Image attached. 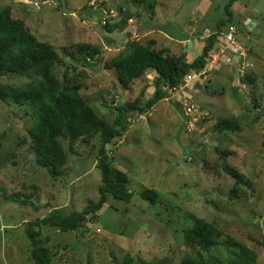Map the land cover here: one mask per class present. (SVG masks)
I'll return each mask as SVG.
<instances>
[{"label":"rangeland","instance_id":"obj_1","mask_svg":"<svg viewBox=\"0 0 264 264\" xmlns=\"http://www.w3.org/2000/svg\"><path fill=\"white\" fill-rule=\"evenodd\" d=\"M32 1L0 0V6L8 5L12 17L52 45L56 79L77 83L82 98L111 123L113 106L142 103L151 95L154 71L146 68L122 86L105 63L137 41L162 53L194 55L216 20L225 17L226 0H36L37 8ZM229 8L228 23L243 57L224 38L227 24H222L202 69L190 70L176 92L165 88L144 113L128 114L124 133L112 137L105 151L129 178V199L107 196L75 229L33 224L51 264H110L125 253L142 261L132 264H228L236 256L229 238L253 251L252 264H264V0H234ZM83 42L97 48L87 65L75 54L74 44ZM35 79L31 73H0V85ZM177 93L203 106L207 116L188 126ZM217 117L237 119L239 130H215ZM33 121L34 106L0 97V185L36 205L0 196V264H32L27 221L52 207L61 214L77 211L98 197L97 136L73 142L59 137L65 159L61 172L50 175L35 163ZM221 149L229 150L224 161L244 174L246 184L234 183L221 170ZM143 186L160 193L155 203L139 196ZM186 213L217 226V242L206 248L185 242L182 229L193 221Z\"/></svg>","mask_w":264,"mask_h":264},{"label":"trees","instance_id":"obj_2","mask_svg":"<svg viewBox=\"0 0 264 264\" xmlns=\"http://www.w3.org/2000/svg\"><path fill=\"white\" fill-rule=\"evenodd\" d=\"M59 2V0H56ZM234 0H226L223 5L225 17L215 22V30L204 37L200 49L194 55L184 58L180 55L162 53L145 43L134 42L124 54L112 56L104 65L111 68L122 86L140 75L146 68L154 71L152 76L153 89L151 95L139 103L137 100L126 101L113 106L114 116L109 123L98 116L91 106L78 92V84L73 82L61 83L52 73V67L57 61V53L52 45L36 38L23 23V20L10 15L8 5L0 6V73L10 72L36 76L23 86L0 85V97L13 101L17 105L34 106V121L29 127L30 146L35 153V163L44 167L50 175H57L60 165L64 162V151L59 137L73 142L78 137L86 140L92 135L97 136L95 166L100 173V182L97 185L98 197L88 200L81 209L67 214H61L57 209L50 208L48 212L34 220L27 221L24 229L31 246L29 258L32 264H51L48 260L46 248L38 240V230L32 225L52 226L60 230L75 229L95 214L102 206L107 196L128 200V180L126 173L114 166L105 151V145L112 137L124 133L128 121V114L144 113L154 102L164 96L165 88L177 86L190 70L202 69L205 56L213 47L217 29L227 24L232 18L229 8ZM112 27L106 25L105 28ZM108 30V29H107ZM76 56L81 59L82 65L90 64L97 53V48L89 43H76ZM177 106L179 103L177 102ZM213 128L218 131L239 130L238 120L231 117H217ZM264 135V132H263ZM227 149L218 151L221 158V170L230 176L234 183L246 184L247 178L235 166L224 161ZM138 194L150 203H155L160 193L153 187L143 186ZM228 194L234 195L230 189ZM0 196L3 200H11L18 204L36 206L18 192L6 193L0 185ZM193 218L188 227L182 229L185 242L195 243L206 248L217 242L221 230L212 222L198 216L186 213ZM229 238V237H228ZM229 243L236 249V256L228 264H252L254 253L239 241L229 238ZM142 262L139 257L125 253L119 261L110 264H132ZM153 264V263H146ZM184 264H219L196 261H184ZM221 264V263H220Z\"/></svg>","mask_w":264,"mask_h":264},{"label":"built area","instance_id":"obj_3","mask_svg":"<svg viewBox=\"0 0 264 264\" xmlns=\"http://www.w3.org/2000/svg\"><path fill=\"white\" fill-rule=\"evenodd\" d=\"M32 4L37 8L39 6L36 0L32 1ZM233 26L231 24L228 25L227 29L223 32L224 38L229 41L231 46L235 48V52L243 57V48L239 42H237L236 38L233 34ZM178 86V85H177ZM169 90L172 92H176L177 87L172 86ZM176 100L179 103V108L183 117L185 118L186 124L188 126H193L194 123L200 121L205 116H207L206 111L203 109L204 107L199 105L195 100L191 97H186L185 94L177 93L175 94Z\"/></svg>","mask_w":264,"mask_h":264},{"label":"crops","instance_id":"obj_4","mask_svg":"<svg viewBox=\"0 0 264 264\" xmlns=\"http://www.w3.org/2000/svg\"><path fill=\"white\" fill-rule=\"evenodd\" d=\"M34 35H35V34H34ZM35 36H36V35H35ZM36 38H38V39H39L40 37H37V36H36Z\"/></svg>","mask_w":264,"mask_h":264}]
</instances>
